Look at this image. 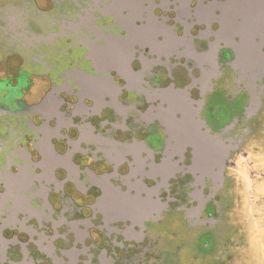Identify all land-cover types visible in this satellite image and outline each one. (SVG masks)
Listing matches in <instances>:
<instances>
[{
	"label": "flooded vegetation",
	"instance_id": "obj_1",
	"mask_svg": "<svg viewBox=\"0 0 264 264\" xmlns=\"http://www.w3.org/2000/svg\"><path fill=\"white\" fill-rule=\"evenodd\" d=\"M18 1L45 34L0 10L4 52L28 50L0 77V264H161L171 213L209 224L220 178L192 147L243 142L264 26L248 0Z\"/></svg>",
	"mask_w": 264,
	"mask_h": 264
},
{
	"label": "rangeland",
	"instance_id": "obj_2",
	"mask_svg": "<svg viewBox=\"0 0 264 264\" xmlns=\"http://www.w3.org/2000/svg\"><path fill=\"white\" fill-rule=\"evenodd\" d=\"M32 1L33 4L28 0L29 6L34 5L41 13L50 12L44 0ZM246 3L248 6L244 7L241 14L244 20L264 26V0H248ZM8 6L12 7L9 16L16 23L14 29L23 38L45 34L36 24L33 15L23 17L24 8L18 0H0V10L7 9ZM235 12V15L239 13L237 8ZM3 17L0 13L2 28ZM2 31L0 29V61L4 55L5 62H0V77L12 75L19 63L25 64L28 61L25 60L28 50L12 48L10 52H4L7 46L3 43ZM242 49L246 64L250 58L259 59L252 43L247 42ZM40 83V80L35 79L34 87ZM257 85H264V80ZM27 99L26 93L24 101ZM249 127L250 123L248 130ZM235 132L239 130L235 129ZM259 134L255 146H248L249 135L246 134L243 142L247 143L240 148L239 154L230 152L223 187L204 205L202 216L208 217L209 224L189 227L182 213L169 215L170 222L163 225V231L167 229L171 235L164 240L165 247L162 251L165 254L162 253L161 264H264V127ZM201 149V152H207L204 146ZM221 152V148L209 152L213 153L209 162L217 165L222 156ZM243 153L247 155L244 157ZM200 158L203 160L204 154ZM203 167H206L205 164Z\"/></svg>",
	"mask_w": 264,
	"mask_h": 264
},
{
	"label": "water",
	"instance_id": "obj_3",
	"mask_svg": "<svg viewBox=\"0 0 264 264\" xmlns=\"http://www.w3.org/2000/svg\"><path fill=\"white\" fill-rule=\"evenodd\" d=\"M226 134L227 133L223 132L216 139L214 138V135L209 134L207 140L203 144L194 145L192 147L193 152H195L194 154L198 155V157H200L202 154H204V159L201 162H203V165L205 164V166H206L205 169L207 171L209 169V172L215 174V176L219 175L220 181H219V185L217 186L215 192H218L223 187V183L225 180L224 171L226 170V168L228 166L227 160H228L230 152L235 151L236 149H238L237 147L240 146V145L236 146V144L233 145L236 141L227 137ZM200 146L201 147L204 146V150L207 152H205V153L201 152L202 149ZM218 148L219 149L221 148L222 156L220 158V162L217 165H214V164L209 162V159L213 155V153H209V152H212L213 150H216ZM195 163H197V162H195ZM207 177H208L207 179L211 178V176H208V175H207Z\"/></svg>",
	"mask_w": 264,
	"mask_h": 264
},
{
	"label": "crops",
	"instance_id": "obj_4",
	"mask_svg": "<svg viewBox=\"0 0 264 264\" xmlns=\"http://www.w3.org/2000/svg\"><path fill=\"white\" fill-rule=\"evenodd\" d=\"M261 98H262V100H261ZM261 98H259L260 106L258 107V109L256 111V114H254V116L252 117V120L250 121V127H249V130H248V133H247L249 135V138H248V140H249L248 143L249 144H248V146H255V143L258 140L259 135H260L259 133L261 132V129L264 127L263 126L264 125V94H263V96ZM229 120H230V116L228 115V116H226L223 119V123L224 124H228ZM246 143L247 142L241 143L240 146L238 147V151L240 150L241 147L245 146ZM238 151H236V154H239L240 151L239 152ZM246 155L247 154H244V153L242 154V156H244V157ZM225 171H224V177H225Z\"/></svg>",
	"mask_w": 264,
	"mask_h": 264
},
{
	"label": "bare ground",
	"instance_id": "obj_5",
	"mask_svg": "<svg viewBox=\"0 0 264 264\" xmlns=\"http://www.w3.org/2000/svg\"><path fill=\"white\" fill-rule=\"evenodd\" d=\"M147 206H145V208H146Z\"/></svg>",
	"mask_w": 264,
	"mask_h": 264
}]
</instances>
